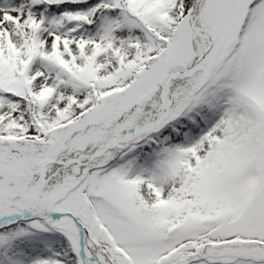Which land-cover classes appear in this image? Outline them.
Instances as JSON below:
<instances>
[{"label":"snow or ice","instance_id":"snow-or-ice-1","mask_svg":"<svg viewBox=\"0 0 264 264\" xmlns=\"http://www.w3.org/2000/svg\"><path fill=\"white\" fill-rule=\"evenodd\" d=\"M0 264H264V0H0Z\"/></svg>","mask_w":264,"mask_h":264}]
</instances>
